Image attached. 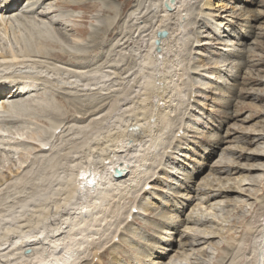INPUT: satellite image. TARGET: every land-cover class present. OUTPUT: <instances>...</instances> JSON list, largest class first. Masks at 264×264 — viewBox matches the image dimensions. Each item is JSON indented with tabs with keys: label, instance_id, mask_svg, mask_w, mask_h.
<instances>
[{
	"label": "rangeland",
	"instance_id": "374dc122",
	"mask_svg": "<svg viewBox=\"0 0 264 264\" xmlns=\"http://www.w3.org/2000/svg\"><path fill=\"white\" fill-rule=\"evenodd\" d=\"M59 1L60 0H53L54 3L59 2ZM67 1L68 2H76L78 4H85V7L72 9V7L71 8H63L59 5H56L54 7V8H56V11H55L56 14L53 13V14H50V16H51L52 20L53 19L58 20L60 24L54 25L51 23V21H52L51 19H44V18H40V17L38 18L37 16H34V18H31L32 19L31 23H33L34 28H35V25L36 26L39 25L38 27H39V29L42 28L41 31L43 34H47V32H50L51 39L53 38L54 41H57V44H58L57 48L53 47L54 51L63 52L66 50L65 51V53L67 54L66 60L70 59V61H66L67 64H61L60 62H57L58 64L63 65V67H68L69 69H78L79 67H77V65H76L78 61H86V60H89L90 57H92L91 61L89 62L90 63L89 65L91 68L88 66L85 69L90 70V71H92V69H93L94 71H92L93 73L91 72V74L93 75V77L98 78V75L101 73V72H98V69H100L99 67H101V70H103L102 72L105 73V76H103V75L102 76L104 77V79L107 82H105V86L103 88V91H106V92L105 93L102 92L101 94H98V93L92 94L91 92H94L95 90H93V91L89 90L88 91L87 90L88 87H84L83 89H81L80 86H77L78 88L76 87V91L78 93H76V91H73V92H75L77 94L78 98L75 97L74 93H70V97L71 98L73 97L72 99L70 98V101H69L70 104L62 103L61 101L54 98V96H52L54 99L53 101H54L55 105L60 110L59 111L60 112V120L58 121V123L56 121L55 124L56 123L59 124L63 119V121H62L63 124L58 125V126H60V128L59 127L58 128L61 129L60 132H62L64 129H66V127H68V129L65 130V132H67V133L64 132L65 135L62 133L64 139H62L63 138L62 135L58 133V129L53 134V136L50 138L51 142H49V143L53 142L52 144L54 146H49V147H53L52 148L53 152L56 151L54 153L56 155V157H57V155H59V153H60V155H64L65 153H67L69 151L73 152L72 148L74 147V145H75L74 148L76 149V150L74 149V151L77 152V149H79L81 147L80 149L82 152L79 149L78 150L79 154H81V153L83 154V152H84V154L87 155L86 153L88 152L89 149H91V147H90L91 145H93L92 148L93 147H101L102 143H103V145L105 144L104 145L105 147L103 146V149H104L103 151H105V153L107 155H111L113 153V148H112L111 144H109V142L107 143L106 139L103 140L102 138L105 137L106 135H108L109 132H111V131L114 132L116 129V125L123 124V122L125 123L127 119H128L127 121L132 120V116H133V118L135 116H137L138 112L140 111L139 109H141V106H142L140 101H138L136 103L133 100L128 99L129 94H133V93L135 94V91L137 92V89L133 86L136 84L138 86V88H141V86H140L141 82L143 84L148 82L147 83V89L151 90V91L153 89V83H152L153 79L150 77V74L152 72V70H150L152 67V63H149L150 65L147 64V65L143 66V67H145V69L147 71L142 67V64L145 60V54L143 55V52L145 53V50L148 47L147 46L148 45L147 40L149 38L148 33L150 32L151 27L158 23L160 18L163 17L164 14H166L165 9H167L169 17L171 16L170 17L171 20H169L170 22L168 21L169 23H168V25H166V26H168V29L170 27L171 31L174 30L173 34L176 33L178 35L179 33H182V34L184 33L181 36L180 41H179V39L177 41L179 46H180V49L178 50L179 51L178 56H174L172 58V62L169 63L170 65H168L166 68H163V69L167 70V71H165V74L166 75L168 74L167 75L168 79L166 77L165 78L167 79V81H170L169 82L170 87L175 88L177 90V91L176 90L173 91L171 88V90H172L171 92H173L171 94V101L172 102H171V104H169L170 107L169 106L167 107V109L171 112L170 115L172 114L171 115L172 120L170 119V121H169L171 125H170V128L167 129L168 131L166 130L167 133H165V135L162 136L163 140H162V138L159 140L160 142H162L161 145H160V142L158 141L159 144L156 146L157 149L155 150V152L153 154H150V156L147 159L146 163L148 165L151 164V166H148L149 170H146L145 172L144 171L141 172V170H143V168L142 167L140 168L137 180L139 182H141V183L143 182V183L142 184L138 183L139 184L138 186L136 184H135V186L133 185V188L131 190H129L131 193L128 191L123 192L124 196L122 194V197L124 199H127V200H125V202H124V200L120 201V204L122 203V201H123V203L121 204L117 215H115V217H114V218H117L118 220H121V221H119L120 223L118 224V226H120V227L116 226L117 225L116 224L115 226H112L107 232H104V235H103V233H100L101 234V237H100L99 232H100V227H102V226H89L90 230L87 229L88 232H85V233L82 232L81 235H76V237L78 239L77 238H76L77 240L74 239L75 241H72L71 244L64 247V251H63V253L67 252L69 254L70 250L73 249L71 247H75L74 248L75 250L78 249L80 252H83L80 255H78L79 258H77V255H75L76 256L75 259L72 258L73 259L72 262L75 264H98V261L95 258L92 259L91 254H89L90 249L89 248L87 249V246L85 247L86 243H84V244L80 243L82 240H83L82 242H84L85 240L91 241L92 238H93V240H94V238H97L98 241L97 240L96 241L94 240V241L96 244H98L100 242L98 244L99 246L96 245L98 248V252L104 255L103 256V263H101V264H124V263H126V264H138L137 261L138 262H142V261H140L139 259H137V261H135L134 260L135 257L132 256V254H134V253L122 252V249L119 246L120 242H118L120 240L117 241V238H118L117 235L119 236L120 231L125 226H129L128 223H131V226L126 228L127 231L125 232V235L123 236V238L120 237V239L123 240L121 245H126L128 248L130 245H132V244H129L128 241H130L129 239L133 238L134 242H132V243L136 247V248H134V252L137 254H139L141 251L146 253V250L148 249L149 243L151 242L152 235H154L156 230L159 228V227H157L158 226L157 222H158V220H160V218L163 219V217H160V216L162 214L170 212V210L172 209V206H174L173 205L174 202H176L174 200L175 197L176 198L180 197L178 194H186L187 193L191 196H194V198H195V196H197V194H198L196 189L201 184L203 179L205 177H207V175L210 172H213V174H216V176L221 175L222 178L227 176L225 173L224 174H217V172H216L217 170L214 167V165L219 161V159H221V157L223 159L227 158L233 162L236 161L240 165L248 164V163H257L259 161L264 162V157H261L259 159V161H257V160L247 161L246 160V156L248 155V153L250 151H252L255 148L256 141H257V140L255 141V139L253 138L254 135H252V134L249 135V132H251L252 130H254L255 132H258V130H260L262 128V126H264V113L261 112V111H264V97L262 96L261 98L260 97L257 98L254 95V93H264V63H262V64L257 63L258 58L262 57V59H264V0H245L246 2H244V0H206L207 2L212 4L211 8H209V9L207 7H200V4L203 1L201 2L200 0H188V3H187L188 5L186 4V8H185L186 10H188V12H185L186 10L182 11L184 9L183 8L184 3H182L184 0H172L173 2H176L175 4H173L172 1L165 0V3L163 5L164 7L161 6L162 0H67ZM166 3H168L170 5L169 8L166 7ZM93 4L95 5L94 8H90V7L86 8L87 7L86 5L91 6ZM23 5H24V3L22 4V6ZM187 7H189V8H187ZM133 8L136 10L139 9L138 11L140 12V13L138 12L139 17L137 20V24H139V23L140 24L138 26L139 28L136 27L137 30L134 29L135 28L134 26L131 29V26L129 24L130 23V21H129L130 13L129 12H131V10H133ZM178 12H180L178 24H177V25H179V27L177 25H175V22H174L178 16V14H177ZM201 12L209 13L210 15L208 17L205 15H202ZM244 12L251 14L253 17V20H251L250 23H248L251 26L246 27V30L249 31V33H250L248 39H246V44H247L248 48L246 49L247 54L245 55V58H246L245 60H246V62H248V64L246 63V65L242 67L241 71H239V76H238L237 82H235V84L233 86V82L231 79L232 76L228 77L230 75V73H232V74L235 73L234 68L232 70H229V69H230V66L234 62H237V60L235 59L236 58L235 54L237 53L236 52L237 46L236 45L233 46V44H235V42L237 40L241 41L240 40L241 38L237 32L235 34H233L234 33L233 30L230 33V34H232L231 36H230V34L228 35L227 32H229L228 29H231V25H234V29L238 28V29L242 30V28L244 27L243 25H245V18H242L243 16H241L240 13H244ZM143 13H144V15H143ZM176 14H177V16H176ZM189 15H190V17H188ZM234 15L237 16L238 21L235 20V18H233ZM82 16H86L84 21H82V18H81ZM58 18H60V20ZM189 18H190V20H189ZM40 19H43V20L41 21ZM66 21H68V22H66ZM22 23L23 22L17 23L19 26L16 23H15V25L10 26L9 27L10 31L8 29L9 35L8 34L4 35L2 32L3 28L0 26V28H1L0 29V34H1V39H0V47L1 48L0 49H3L6 46H7L6 48L10 47L9 49H13L15 46H17L18 49L20 48V46H21L20 43H18L16 41L17 38L15 39L13 35L18 34V31H20V33H21V29H19V28L24 27L23 25H21ZM73 23L76 24V26H78V27L85 28L86 33L81 35L80 33H77L75 30H73L71 27H67L68 24L73 25ZM25 24L28 25L30 23L25 22ZM175 26H177V27H175ZM31 27H33V26H31ZM140 27H142V28H140ZM34 28H31V29L34 30ZM43 28H45V29H43ZM172 28H173V30H172ZM106 29H107V31H105ZM138 29L139 30L141 29V30L139 31ZM225 30H227L226 33H223V31H225ZM120 33H121L120 36H122L123 34L125 36H127L129 33H134L133 36L135 38L133 37L134 39L130 38L129 39L130 41L128 40V44H129L128 46L129 47H127V48L121 47L119 44H117V39L120 38L117 35H119ZM136 33L138 35H135ZM180 35H179V37H180ZM226 35H228V36H226ZM102 36H103V38L101 39L103 41L102 42V49L98 50L99 51L98 52L97 50H95V48H93V46H94L93 42H95L94 40L100 39ZM10 37L13 38L16 42L10 40ZM116 37H117V39H116ZM193 40L199 41V42L194 43ZM76 41H78V42H76ZM34 45L35 44L33 42H31L30 46H33V51L35 50ZM130 47H132V50L130 49ZM80 49H81V51H80ZM227 50H231V52H229ZM234 52H236V53H234ZM70 53H75L76 55H79V56H82L84 53H87V54L89 53L90 55L88 54V56H89L88 59L82 58V57L76 59ZM228 53L230 55L229 58L233 55L232 56L233 60L226 57V55ZM139 54H141V55H139ZM143 56H144V58H143ZM139 59H141V60H139ZM247 60H249V61H247ZM111 61H112V63H111ZM71 62H72V64H69ZM108 62H109V64H108ZM227 62L228 63L232 62V63L229 66H227L226 65ZM172 63L176 64V65H173ZM192 64L199 65V67H200L199 70L195 71L193 69H190ZM224 64L227 66V69L229 70V72L227 69L222 70V69H225V67H226V66L223 67ZM92 66H93V68H92ZM218 67L220 68L221 71L218 70ZM79 69L84 70V68H79ZM122 69L125 71L121 72ZM113 70H115V72H121L122 75H124V76L126 75V76L124 77V79H121L119 76H117L116 73H115L116 76H114V75H112ZM129 71H130V73H129ZM131 71L135 74H133ZM222 71H224L225 73H222ZM125 72H126V74H125ZM136 72H139L140 75ZM171 72H172V74H171ZM97 73H99V74H97ZM109 73H111V74L109 75ZM226 73L228 75H226ZM141 74H143V77ZM107 75H109L111 77L108 78ZM134 75L136 78L134 77ZM138 76L140 77V79ZM180 76H181V78H180ZM249 76L253 77V78H259L260 82L249 84L250 83L249 82V80H250ZM116 78H118V79H116ZM133 78H134V80H133ZM171 78H172L173 82L171 81ZM115 79H116L117 83L115 82ZM143 80L144 81L146 80V82H143ZM154 82H155V80H154ZM149 83H150V85H149ZM176 83H178V84H176ZM151 85H152V88H150ZM130 87L133 88L132 91L130 90ZM226 87H228V88H226ZM106 89L108 91L112 90V92L110 93L111 95L108 94L109 92ZM128 90H130V91H128ZM139 90H140L139 93H141L142 90L141 89H139ZM231 90H233V91H231ZM123 91H125L126 93ZM80 92H83V93L80 94ZM85 92H88L89 96H87L88 94L86 95ZM177 93L180 94V96H182V98H180ZM79 94L82 96L80 97ZM96 94H98V95H96ZM40 95H41V92H40V94L36 93L34 95L27 94L25 96V101L28 103H32V102H37V100H38L41 102L42 99L44 100V98L47 97L46 95H44L45 97L40 96ZM85 95L87 96V98ZM93 95H95L94 96L95 98H96V96L98 98L95 99L93 97ZM99 95H101V96L99 97ZM133 95H131V96H133ZM189 95H191V96H189ZM36 96H38V97H36ZM175 96H177V98ZM26 97H28V98L26 99ZM39 97H40V100H39ZM123 97H126L127 100H126V98L124 99ZM225 97H227V98H225ZM79 98L81 99V102H84V103L79 104V102H80ZM83 99L85 101H83ZM94 99L96 101H94ZM12 100H14V99L11 98V101H9V103L12 102ZM124 100H126V101H124ZM86 101H88V102H86ZM89 102L92 105H90ZM98 102H99V105H98ZM102 103H104V104H102ZM175 103H176V105H175ZM87 104H89V105H87ZM248 104H250V105H248ZM100 107H102L103 109H101ZM128 107H130V108H128ZM133 107H135V109ZM136 107H138V108L140 107V108L138 109ZM174 107H176V108H174ZM82 108H84V109H82ZM85 108H87V109H85ZM169 108H171V109H169ZM172 108H174V110ZM94 109H97V110L95 111ZM31 110L32 111H27V113H28V115H26L27 119L25 118L22 122H18L19 124L21 123V125H22V126L20 125V128H17L16 125H9L8 126L10 128V130L13 127L15 129L14 130L12 129L10 131L11 135H9L8 138L4 137V141H2V142H4V143L7 142V144H1L2 142L0 141V174H5V172L7 173V170L9 168H11L12 170H14V169L16 170L17 167L21 163L20 157L18 156V154H16V152L14 150H12L10 152H8L9 150L8 151L5 150V152H4V151H1L2 147L5 146L6 149H9L10 147H13V146L15 147L16 144L12 140H16V136L22 134V132H23V134H22L23 136H28L32 132V133L37 134L38 136H40V134H41V136L44 137V136L49 135V133L48 134L46 133L47 131L50 132V130L51 131L53 130L52 127H51L52 129L49 128V125L51 123H49V125H47V124L45 125V124H39L36 121H33L34 123L31 122V120H33V117L40 115L37 110H36L37 111L36 113H35V109H34V111H33V109H31ZM98 110H101V111H98ZM129 110H132L133 112L132 111L129 112ZM85 112L87 114L84 115ZM92 112H93V114H90ZM95 113H97V114L94 115ZM131 113L132 114L134 113L135 116L130 115ZM82 114L84 115V117H82L83 116ZM97 115L100 117H98ZM129 115H130V118H129ZM20 117H22V116H20ZM103 117H105V118H103ZM112 117H113V119H112ZM119 117L122 119L124 118V120L120 119ZM126 117H128V118H126ZM41 118H43V117L41 116ZM46 118L45 119L48 120V117H46ZM85 118H86V120H85ZM247 118H248V120H247ZM96 119H98L99 121L101 120L100 123ZM71 120H72V122H71ZM79 120L82 123H79ZM92 120H95V122ZM117 120L120 123H118ZM27 121H29V122H27ZM73 121H75V122H73ZM77 121H78V123H77ZM96 122L98 123V125ZM116 122H117V124H116ZM67 123H68V125H67ZM9 124H11V123H9ZM19 124H17V125H19ZM69 124L74 125L77 130L75 131L74 126L71 127ZM79 124H80V126H79ZM87 124L91 128H89L88 126H87L88 127L87 128L86 127ZM26 126H28V127L26 128ZM37 126H38V128H36ZM80 127H82V128H80ZM83 128L85 131L82 130ZM17 129H19V130H17ZM71 129H72V131H71ZM80 129H81V133H83V134H81L79 132ZM91 129H93V130L91 131ZM96 129H97V131H96ZM90 131L91 132L94 131V133H90ZM74 132H79V133H74ZM71 133L72 134L74 133L73 136L71 135ZM76 134L78 136H75ZM96 134H98V136ZM67 135H68V137H67ZM82 136H83V138H82ZM99 136H101V137H99ZM20 137H21V135H20ZM65 137H66V139H65ZM69 137H72L73 139L69 138ZM74 137H75V139L76 138L77 139L75 140ZM88 137H90V140L88 139ZM92 137L94 138V141L91 142ZM60 138H61V141H60ZM95 138H97V141L95 140ZM82 139L86 140L85 141L86 147L87 146H89V147H87V148L85 147V144L83 142L84 140H82ZM100 139H101V141H100ZM219 139L220 140L222 139V141L219 142ZM24 140L26 142H28L29 138H25ZM24 140H22V141H24ZM52 140H55V141H52ZM74 140H75V142H74ZM71 141H73V142H71ZM248 141H253V142H251L249 144ZM57 142H58V144H57ZM10 143H12V144L10 145ZM76 143H83L84 147L81 144H79V146H78ZM87 143H91V144L87 145ZM20 144L23 145L24 142H22ZM52 144H50V145H52ZM99 144H101V145H99ZM17 145H19V143H17ZM8 146H9V148H7ZM76 146L79 148H76ZM106 146H108V147H106ZM236 146L240 147V148L238 147L237 150H239V151H236L237 153L235 151L226 149L228 147L233 148ZM19 147L21 148L22 146H19ZM19 147H18V149H19ZM23 147L24 148H22V149L26 150L27 147L26 148H25V146H23ZM83 149H84V151H83ZM85 149H87V150H85ZM242 149H244L245 151ZM27 150H30V151L32 150V152H33L32 147L30 149L27 148ZM62 150H63V152H62ZM65 150H67V152ZM240 150L244 151L241 155L242 157L241 156L238 157L240 154ZM34 151H35V149H34ZM36 152H37V150H36ZM46 153H49V152H46ZM46 153L43 152V153H41V155L42 154L44 155ZM232 153L233 154L235 153V154L233 155ZM39 156H38V158H39ZM33 157L34 156L31 155V158H33ZM38 158L35 157V159H38ZM148 160H149V162H148ZM62 161H63V159H62ZM30 164H31L30 161L28 163H25V165H30ZM40 164H41V162L39 163V165ZM153 164H155V165H153ZM37 165L38 164L33 165L32 169H31V173L29 174L30 179L34 178L36 176V174L38 173L40 168ZM152 165H153V167H152ZM214 170H216V171H214ZM233 171H235V170H233ZM81 172L79 171L80 174H81ZM142 173H144V174H142ZM188 175H190V178H188ZM234 175H236V173ZM263 177H264V174H263ZM57 181L59 183H62V181L60 179H57ZM186 182L188 183L189 186H191V189H194V190H191L190 192L188 191V189L185 190L184 187H185ZM44 183L46 184V181H44ZM146 183H147V185H146ZM19 185L20 184H18V186ZM21 186H19V187H21ZM51 186H53V185H51ZM262 186H264V178H262V183H260L259 186H257V183H255L253 186L247 185L245 187L249 188L250 192H254V191H252L254 188H255V190L257 189L258 192H255V194H253V196H257V195L264 196V194H263L264 188ZM24 188L25 189L22 192L13 193V191H9L10 194H6V195L0 194V226L1 227L2 226H18V225L26 224V222H28L32 226H39L40 225L39 223H36V221L38 219V211H39V208L43 207L45 204L46 205L48 204L47 201H49L50 198L47 196L49 195L50 192L47 191L49 193H43V196H41L42 194L40 193V197H41L40 198L39 196L32 193V191H31L32 186H31L30 182H27L24 185ZM12 189H14V188H12ZM132 190H133V193H132ZM45 194L46 195L48 194V195L46 196ZM203 194L206 196V193L203 192ZM261 194H263V195H261ZM46 198H49V199H46ZM220 198L221 197L217 198L216 200H222V201L225 200V198H221V199ZM45 199H46V203H44ZM243 199H245V197ZM214 200L215 199H213V201H210V202L208 201V202H206V204L212 203V202H214ZM41 201L42 202L44 201V202L42 203ZM196 202H197V200L194 199L192 204H194ZM248 202L249 203L251 202L252 204L251 205L248 204L245 207L241 205L240 207H236V208L231 207V205L224 207V204H223L219 207V210H217V212H215L217 214V217H218L216 219L219 221L221 220V218H224L225 215L229 214L228 220L232 221V219H234L235 222L237 221L236 224L240 223V224L245 225V226L248 225V227L251 225V227H252L251 236L249 235L250 237L248 236V237L241 238L239 240V245H238L237 249L234 251V254L239 253L238 255H236V257H237V259H239L240 257L242 258V264H250L249 258H251V257H248V256H251V254L253 253V252H251L252 249L254 247H256V245L259 242L262 243V240L264 239V237H262V235H261L262 232L264 231V216H263L264 215V208H263L264 203H262L263 205L257 204L251 198L248 199L247 203ZM132 207L138 208L137 212H134V214H135L134 221H129V222L127 220L123 221V218L126 217L125 214L128 211V209L130 210L128 216L130 215ZM175 208L176 207H174V210H175ZM189 209H190V207H188V209L186 211L184 209L185 212H182L181 213L182 215H180L179 218L185 220L186 214L190 211ZM165 215L168 216V215H170V213L165 214ZM244 222H245V224H243ZM179 224H181V223H179ZM203 224L200 226L201 227L200 229L205 228V226H209V225L212 227L216 226L213 223H209V220H208V223L206 221V223L204 222ZM185 226H186V222L183 221V223L180 226H178V229L176 228L178 230V233H176L177 231L171 232L172 233L170 236L171 240L169 242H172L174 250L178 249L179 239H181L180 235H181V232H183ZM193 227H197V225H195ZM96 228L99 230H97ZM94 229H95V232L98 231L97 235L95 233H92V232H94V231H92ZM90 231H91V233H90ZM113 233H115V234H113ZM84 234L85 235L89 234L91 237L89 235H86L88 237V239H87ZM156 234H155V237H156ZM93 236H95V237H93ZM114 236H115V238L112 239ZM82 237L85 239H83ZM81 238H82V240H81ZM79 239L81 241H79ZM183 240L186 241L185 239H183ZM183 240H181V242H184ZM135 241H137V242L135 243ZM263 245H264V243H263ZM88 247H92L91 244ZM187 248H189V247H187ZM241 251H244V252H241ZM245 252H247V253H245ZM171 253H173V251ZM263 253H264V250H263ZM61 254H59L57 256L56 260L61 256ZM240 254L242 256H239ZM113 258H115V260H116L115 263H113ZM243 258L245 259L244 262H243ZM121 260H122V262H121ZM156 260H157V258H156ZM167 260L168 259H165V261H167ZM4 261H6V262L9 261V262H7L9 264L13 262V260L11 261L10 259L4 260ZM142 263H145V262H142Z\"/></svg>",
	"mask_w": 264,
	"mask_h": 264
},
{
	"label": "bare ground",
	"instance_id": "6f19581e",
	"mask_svg": "<svg viewBox=\"0 0 264 264\" xmlns=\"http://www.w3.org/2000/svg\"><path fill=\"white\" fill-rule=\"evenodd\" d=\"M169 1H172V0H169ZM200 1L201 2L203 1V2L201 3ZM200 1H199L201 3L200 7H207L208 9L211 8L212 4H210L206 0H200ZM244 2H246V1L244 0ZM23 3H24V5L22 6ZM164 3H165V0H162V2H161L162 5L161 4L160 5L163 6ZM175 3L176 2H173V4H175ZM182 3H184L183 4L184 9L182 10V11H184V10H186L185 8H186V4L188 3V0H184ZM56 5H59L63 8H71L72 7V9L85 7V4H78L76 2H68L67 0H64V1L60 0L59 2H56V3H54L53 0H0V26L3 28V31H2L3 34L4 35L8 34V29L10 31L9 27L13 26V25H15V23L17 24L19 22H23L21 25L24 26L23 28L20 27L19 29H21V30L22 29H25V30L28 29L29 30V35L27 38H25V37L19 38V35L21 34L20 31H18V34H16L17 36L13 35L15 39L17 38L16 41L19 42L21 45V47L19 48L20 52L18 54H16V52L13 50L9 51L8 48H6L7 46L4 47L3 49H0V73H2V74H0V141L1 142L4 141V137L8 138L9 135H11L10 131L12 129L13 130L15 129L14 127L13 128L11 127L12 129L10 130V128L8 127L9 125H16L17 128H20L21 123L19 124L18 122H22L27 117L26 115H28L27 111H32L31 109H33V111L35 109V113L38 111L40 114L39 116L33 117V120H31L32 118L30 117L31 122L36 121L39 124H45V125L46 124L49 125V123H51L50 124L51 126L49 125V128L50 129L53 128L52 131L51 130H50V132L47 131L46 133L47 134L49 133V135L44 136V137L41 136V134H40V136H38L37 134L32 133V132L31 133L29 132L30 135H28V136H23L22 135L23 132L21 131L22 132V134H20L21 137H20V135H17L16 140H12L13 142H15L16 145H17V143H19V145H17V146L15 145V147L14 146L10 147L11 149L9 148V146L7 147L9 149H6L4 146L1 149V151H4V152H5V150L6 151L9 150L8 152L14 150L16 152V154H18V156L20 157L21 163L17 167L16 170L15 169L12 170L11 168H9L7 170V173L5 172V174H0V194L1 195L10 194L9 191H13V193L22 192L25 189L24 185L27 182H30L31 186H32L31 191L33 194L40 197V193L42 194L41 196H43V193H49L50 192L49 195L47 194L48 196L45 194L50 199L46 198V199H49V201H47L48 204L47 205L45 204L43 207H41L43 205L42 204L40 206L41 208H39V211H38V219L39 220L37 219V221H36V223L40 224L39 226H32L28 222H26V224H22V225H18V226H2V227L0 226V264H9V263H7L9 261H7V262L4 261V260H8V259H10L11 261L13 260V262L10 264H75L72 262L73 259H75V257H76L75 255H77V258H79L78 255H80L83 252H80L78 249L75 250L74 249L75 247H71L73 249L70 250L69 254L67 252L63 253L64 247L71 244L72 241H75L74 239L77 238L76 235H81L82 232H84V233L88 232V230H90L89 226H102V227H100L99 234L103 233V235H104V232H107L112 226H115L116 224H117L116 226H118V224L120 223L119 221H121V220H118L117 218H114V217H115V215H117L118 210H119L121 204L123 203V201H122V203L120 204V201L124 200V202H125V200H127V199H124L122 197V194L124 196L123 192H125V191L130 192L129 190H131L133 188V185L135 186V184H136L138 186L139 185L138 183H141L137 180L140 168L141 167L143 168V170H141V172L142 171L145 172L146 170H149L148 166H151V164L148 165L146 163L147 159L150 156V154H153L155 152V150L157 149L156 146L160 142L159 140L162 138L163 135H165V133H167L166 130L169 129L170 125H171L169 121L171 119L172 114L170 115L171 112L167 109V107L172 102L171 101V94L173 92H171V91L172 90L175 91L176 89L170 87V84H169L170 81H167V79H168L167 75L168 74L167 75L165 74V71H167V70H165L163 68H166L168 65H170L169 63L172 62V58L174 56H178V54H179L178 50L180 49V46H179L177 41H178V39L180 41L181 36L184 33L183 34L179 33L177 35L176 33L173 34V31H174L173 28H172L173 31H171L170 27H169L170 30L168 29V26H166V25H168V23L170 22L169 20H171L170 19L171 16L169 17L167 9L164 8L166 14H164V16L160 18V20L158 21L157 24L154 23L155 25L151 27V30L148 33L149 34V38L147 40L148 41V45H147L148 47L145 50V53L143 52V55L145 54V60L142 64V67L144 65L152 63V67L150 69V70H152V72L150 74V77L153 79L152 80L153 89H152V91L147 89V83L148 82H146V80L145 81L143 80V82H146L145 84H143L141 82V84H142V85L140 84L141 88H138V86L136 84L133 86L137 89V92L134 90L135 94L134 93H133L134 95L129 94L128 99H131L136 103L138 101H140V103L142 105L141 109H139L140 107L139 108L136 107L140 110V111L138 110L139 111L138 115L135 116L134 113L133 114L131 113L130 115L135 116L134 118L132 116V120L127 121L128 120L127 119L125 123L123 122V124L116 125V129L114 132L108 131L109 132L108 135H106L104 133L106 136L102 138L103 140L106 139V142L107 143L109 142V144H111V146L113 148V153L111 155H107L105 153V151H103L104 150L103 146L105 144L103 145V143H102L101 147H93L92 148L93 145H91L90 146L91 149L88 148L89 150L86 153L87 155H85L84 152H83V154L82 153L79 154L78 150L81 147L79 148L76 146V148H79V149H77V152L74 151V149H75L74 148L75 145H74L73 148L71 147L73 149V152H71V151L67 152V150H65L67 153H65L64 155H60V153H59V155H57V157H56V155L54 154L56 151L53 152V149H52L53 147H49V146H54L52 144L53 142L49 143V142H51L50 138L57 131V129H58V133L62 135V133L64 134L65 130H67L68 127H66V129H64L62 132H60L61 129H59L60 126H58V125L63 124V122H62L63 119L61 121L62 123L60 122L59 124H57L58 121L60 120V112H59L60 110L55 105V103L53 101L54 99L52 96H54V98L61 101L62 103L70 104L69 103L70 98H71L70 93H74L75 97H77V94H76V93H78L76 91L77 86H80L81 89H83L84 87H88L87 88L88 91L89 90L90 91L95 90L94 92H91L92 94H94V93L101 94L102 92H104V93L106 92V91H103V88L105 86V82H107L103 77V76H105V73L102 72L103 70H101V67H99L100 69H98V72H101L100 74L97 73V74H99L98 78L93 77V75L91 74V72L94 71L93 69H92V71L85 69L88 66L90 67L89 62L91 61L92 57H90L89 60L78 61L77 64L75 63L77 65V67L84 68V70L79 69V68L78 69H69L68 67H63V65H60L57 63V62H60L61 64H67L66 61H70V59L66 60V58H67V54L65 53L66 50L63 52L54 51L53 47L57 48L58 44H57V41H54L53 38L51 39L50 32H47L48 35L43 34L41 31L42 28L39 29L38 24H37L38 26L35 25V28H34L33 23H31L32 22L31 18H34V16H37L38 18L40 17V18L52 20L50 14H53V13L56 14L55 13L56 8H54ZM86 6H87L86 8H89V7L94 8L95 7L94 4L91 6H89V5H86ZM166 7L169 8L170 5L168 3H166ZM187 8H189V7H187ZM138 10L133 8V10H131V12H129L130 15L128 14L130 23L128 21L127 22L130 24L131 29L134 26L135 27L134 29L137 30L136 27H138L140 24L139 22H138L139 24H137V20L139 17L138 16V12H139ZM185 12H188V10H186ZM177 14H178V16H177ZM177 14H176L177 18L174 21L175 25L178 24L180 12H178ZM201 14L208 16V17L210 15L209 13H203V12H201ZM143 15H144V13H143ZM240 15L243 16L242 18H245V25H243L244 27L242 28V30H240L238 28L234 29V25H231V29H228L229 32H227L229 35L233 30V32H234L233 34H235L237 32L241 38L240 39L241 41L237 40L235 42V44H233V46L234 45L237 46L236 47L237 53L234 52V53H236L235 59L237 60V62H234L230 66V69H229V70H232L234 68L235 73L234 72H233L234 74L230 73V75L228 76V77L232 76L231 79L233 82V86H234L235 82H237V79L239 76V71H241L242 67L245 66L246 63L248 64V62H246V60H245L246 59L245 55L247 54L246 49L248 48L247 44H246V39H248L250 33H249V31L246 30V27L251 26L248 23H250V21L253 20L252 15L248 14L246 12L240 13ZM188 17H190V15ZM81 18H82V21H84L86 16H82ZM233 18H235V20L238 21L236 15H234ZM58 19L60 20V18H58ZM40 20L42 21L43 19H40ZM189 20H190V18H189ZM25 22H28L30 24L27 25V24H25ZM66 22H68V21H66ZM51 23L54 25L60 24L59 21L55 20V19H53L51 21ZM31 26H33V27H31ZM177 26L179 27V25H177ZM177 26H175V27H177ZM67 27H71L73 30H75L77 33H80L81 35L86 33L85 28L78 27L74 23H73V25L68 24ZM30 28L36 29V31L38 32V35H39V36L37 35V37H35L33 40V43L35 44L34 45V47H35L34 51H33V46H31V48H30V45H31L30 44V38L32 36V34L30 32ZM140 28H142V27H140ZM43 29H45V28H43ZM107 29L105 31H107ZM161 30L165 31L166 34L164 37L158 39L157 38V32L161 31ZM226 31L227 30L223 31V33H226ZM133 34L134 33H129L127 36H125L124 34L122 36H120L121 35V33H120L119 35H117L120 38L117 39V37H116L117 44H119L121 47H126V48L129 47L128 46L129 45L128 40L130 38L134 37ZM135 35H138V34L136 33ZM179 35H180V37H179ZM228 35H226V36H228ZM231 35L232 34H230V36ZM102 38H103V36L98 40H94L95 42H93L94 43L93 48H95V50H97V51L102 49V42H103L101 40ZM0 39H1V34H0ZM157 39H158V45H157L158 49H156V44H155V41ZM193 41H194V43L199 42V41H195V40H193ZM76 42H78V41H76ZM130 49L132 50V47H130ZM80 51H81V49H80ZM227 51L231 52V50H227ZM70 54L76 59L81 58V57L88 59V57H89L88 56L89 53L88 54L84 53L82 56L76 55L75 53H70ZM139 55H141V54H139ZM227 55H226V57L229 58V56H230L229 53ZM231 57L229 59L233 60V57L232 58ZM143 58H144V56H143ZM139 60H141V59H139ZM112 61H111V63H112ZM247 61H249V60H247ZM231 63L232 62H230V63L227 62L226 65L229 66ZM257 63H260V64L264 63V59H262V57L258 58ZM69 64H72V62ZM108 64H109V62H108ZM173 65H176V64H173ZM226 65L224 64L223 67ZM227 66L225 67V69H222V70H226ZM14 67H17V69L15 70ZM92 68H93V66H92ZM143 68L145 69V67H143ZM199 68H200L199 65L192 64L190 69H193L196 71V70H199ZM23 70H25L27 74H23ZM218 70H220L219 67H218ZM229 70H228V72H229ZM122 71H125V70L122 69L121 72ZM121 72H115V70H113L112 75L116 76L115 75V73H116L117 76H119L121 79H124V77L126 75L125 76L122 75ZM129 73H130V71H129ZM136 73L139 74V72H136ZM222 73H225V72L222 71ZM110 74L111 73H109V75ZM125 74H126V72H125ZM133 74H135V73H133ZM171 74H172V72H171ZM109 75H107L108 78L111 77ZM141 75L143 77V74H141ZM226 75H228V74L226 73ZM134 77H135V75H134ZM118 78H116V79H118ZM180 78H181V76H180ZM116 79H115V82H116ZM139 79H140V77H139ZM249 79H250L249 80L250 83L248 82L249 84L260 82L259 78H253V77L249 76ZM133 80H134V78H133ZM154 80H155V82H154ZM171 81H172V78H171ZM176 84H178V83H176ZM149 85H150V83H149ZM150 88H152V85ZM171 88H172V90H171ZM226 88H228V87H226ZM132 89L133 88L130 87L131 91H132ZM139 89L142 90L141 93H139L140 92ZM130 90H128V91H130ZM73 91H76V93ZM231 91H233V90H231ZM40 92H41L40 96H44V95L47 96L46 98H44L45 97L44 96L43 97L44 100L42 99L41 102L37 100L38 98L36 99L37 102L28 103L25 101V96L27 94L34 95L36 93L40 94ZM108 92H109L108 94H110L112 92V90H109ZM123 92H125V91H123ZM81 93H83V92H80V94ZM85 93H86V95L88 94V92H85ZM98 94H96V95H98ZM131 95H133V96H131ZM254 95L257 98H259V97L261 98L262 96L264 97V93H254ZM81 96L82 95H80V97ZM87 96H89V94ZM87 96H86V98H87ZM94 96L95 95H93V97ZM100 96L101 95H99V97ZM178 96L180 98H182V96H180V94H178ZM189 96H191V95H189ZM36 97H38V96H36ZM175 97L177 98V96H175ZM11 98L14 100H12V102H10L11 103L10 104L9 101H11ZM27 98L28 97H26V99ZM97 98L98 97L96 96L95 99H97ZM123 98L125 99L126 97H123ZM225 98H227V97H225ZM95 99H94V101H96ZM39 100H40V97H39ZM79 100H80V102L78 101L79 104L84 103V102H81L80 98H79ZM126 100H127V98H126ZM126 100H124V101H126ZM83 101H85V100L83 99ZM88 101H86V102H88ZM89 104H90V102H89ZM89 104H87V105H89ZM102 104H104V103H102ZM90 105H92V104H90ZM98 105H99V102H98ZM175 105H176V103H175ZM248 105H250V104H248ZM100 108L103 109L102 107H100ZM128 108H130V107H128ZM133 108L135 109V107H133ZM174 108H176V107H174ZM174 108H172V109L174 110ZM82 109H84V108H82ZM85 109H87V108H85ZM97 109H94V110L96 111ZM169 109H171V108H169ZM98 111H101V110H98ZM130 111H132V110H129V112ZM93 112L90 114H93ZM261 112L264 113V111H261ZM85 114H87V113L85 112L84 115ZM96 114L97 113H95L94 115H96ZM84 115L82 117H84ZM130 115H129V118H130ZM20 116H22L23 118ZM41 116L43 118H41ZM46 117H48V120H46L47 119ZM98 117H100V116H98ZM103 118H105V117H103ZM126 118H128V117H126ZM248 118H247V120H248ZM112 119H113V117H112ZM120 119H122V118H120ZM85 120H86V118H85ZM96 120H98V119H96ZM122 120H124V118ZM56 121H57V123L55 124ZM92 121L95 122V120H92ZM100 121H99V123H100ZM119 121H118V123H120ZM27 122H29V121H27ZM71 122H72V120H71ZM73 122H75V121H73ZM9 123H11V124H9ZM77 123H78V121H77ZM79 123H82V122H80V120H79ZM17 124H19V125H17ZM116 124H117V122H116ZM67 125H68V123H67ZM97 125H98V123H97ZM70 126L73 127L74 125H70ZM79 126H80V124H79ZM87 126L89 127L88 124L86 125V127ZM27 127L28 126H26V128ZM36 128H38V126ZM74 128H75V126H74ZM80 128H82V127H80ZM89 128H91V127H89ZM17 130H19V129H17ZM76 130L77 129L75 128V131ZM82 130H84V128ZM92 130L93 129H91V131ZM71 131H72V129H71ZM91 131H90V133H94V131L93 132H91ZM96 131H97V129H96ZM79 132L81 133V129ZM79 132H74V133H79ZM65 133H67V132H65ZM73 134L71 133L72 136H73ZM81 134H83V133H81ZM250 134L254 135L253 138L255 139V141L256 140L257 141H256L255 148L252 151H250L248 153V155L246 156V160L247 161H255V160L259 161V159L261 157H264V126H262V128L260 130H258V132H255L254 130H252L251 132H249V135ZM96 135L98 136V134H96ZM75 136H78V135L76 134ZM62 137H63V135H62ZM67 137H68V135H67ZM99 137H101V136H99ZM25 138H29V141L26 142L24 140ZM61 138H60V141H61ZM69 138H72V137H69ZM82 138H83V136H82ZM62 139H64V137ZM65 139H66V137H65ZM74 139H75V137H74ZM84 139H82V140H84ZM88 139L90 140V137H88ZM22 140H24V141H22ZM75 140H74V142H75ZM95 140L97 141V138H95ZM162 140H163V138H162ZM52 141H55V140H52ZM85 141L86 140H84L83 142H84L85 147H86ZM92 141H94L93 137H92L91 142ZM100 141H101V139H100ZM220 141H222V139L221 140L219 139V142ZM253 141H248V142L250 144ZM22 142H24L23 145L20 144ZM71 142H73V141H71ZM161 143L162 142H160V145H161ZM1 144H7V142L6 143L2 142ZM11 144L12 143H10V145ZM50 144H52V145H50ZM57 144H58V142H57ZM76 144L78 146H79V144L83 145V143H76ZM88 144H91V143H87V145ZM99 145H101V144H99ZM19 146H22V147L20 148ZM23 146H25V148L27 147L28 149H30L32 147L33 152H32V150L31 151L27 150V148H26V150L22 149V148H24ZM18 147H19V149H18ZM83 147H84V145H83ZM87 147H89V146H87ZM106 147H108V146H106ZM236 147H233V148L228 147L226 149H229V150H232L235 152L239 151V150H237L239 146H236ZM34 149H35V151H34ZM36 150H37V152H36ZM85 150H87V149H85ZM242 150H244V149H242ZM242 150H240V154L238 157H240L242 155V153L245 151V150L244 151H242ZM80 151H81V149H80ZM83 151H84V149H83ZM43 152H45V153L49 152V153L41 155V153H43ZM62 152H63V150H62ZM31 155H33L34 157L31 158ZM38 156H39V158H38ZM35 157H37L38 159H35ZM62 159H63V161H62ZM149 160H148V162H149ZM29 161L31 164L25 165V163H28ZM40 162H41V164L39 165ZM35 164H38L37 166H39L40 169H39L38 173L36 174V176L34 178L30 179L29 174L31 173V169H32L33 165H35ZM153 165H155V164H153ZM153 165H152V167H153ZM214 167L217 170V171L214 170L217 172V174H224L225 173L227 176L222 178L221 175L216 176V174H213V172H210L207 175V177H205L203 179L201 184L196 189L198 194H197V196H195V198H194V196H191L187 193L186 194H178L177 193L180 197L179 198L175 197L174 200L176 202H174V204H173L174 206H172V209L170 208L171 209L169 212L170 215L166 216L165 214H169V213H165V214H162L160 216V217H163V219H161V218H160V220L157 219L158 220V222H157L158 226L157 227H159V228L155 232V234L157 233L156 237H155V234L152 235L151 242L149 243V246H148V249L146 250V253L143 251H141L139 254L134 252V248H136V247L132 243V242H134L133 238L129 239L130 241H128V243L132 244V245H130L128 248L126 245H121L123 240H121L120 237L123 238V236L125 235V232L127 231L126 228L131 226V223H128V222L134 221L135 214L132 212V209L135 208L136 212H137L138 208L132 207L131 213L129 216H128V214H129L130 210L128 209V211L125 214L126 217L123 218V221L127 220L128 221L127 223L129 224V226H125L120 231L119 236L117 235V237H118L117 241L120 240L118 242H120L119 246L121 247L122 252L134 253V254H132V256L135 257L134 258L135 261H137V259H139L140 261L145 262V263H142V262L137 261L138 264H242V258L240 257L241 259L240 258L237 259V257H236V255H238L239 253L234 254V251L237 249V247L239 245V240L241 238L248 237L249 235L251 236V234H252L251 233L252 232L251 225L248 227V225L245 226V225L240 224L239 222H238L239 224H236L237 221L235 222L234 219H232V221L228 220L229 214L225 215L224 218H221V220L219 221L216 219L218 217H217V214L215 212H217V210H219V207L223 204H224V207L231 205V207H235V208L240 207L241 205L244 207L247 206L248 204L251 205L252 204L251 202L247 203L248 199H250V198L253 199V201L257 204L264 203V196H260V195L253 196V194H255V192H258L257 189L256 190H255V188L253 190L251 189L254 192H250L249 191L250 189L245 187L247 185L253 186L255 183H257V186H259V184L262 183V178H264L263 177L264 162L259 161L257 163H248V164L240 165L236 161L233 162L227 158L223 159L221 157V159H219V161L214 165ZM233 170H235V171H233ZM79 171L80 172L82 171L81 174L79 173ZM235 173H236V175H234ZM142 174H144V173H142ZM188 178H190V175H188ZM57 179H60L62 181V183H59L57 181ZM44 181H46V184L44 183ZM18 184H20L19 186H21V185L22 186L19 187ZM50 184L53 186H51ZM90 184H93L92 186L96 185L98 188L96 186H95L96 188L95 187L92 188V186L91 187L89 186ZM146 185H147V183H146ZM262 187L264 188V186H262ZM12 188H14V189H12ZM184 188H185V190L188 189L189 192L191 190H194V189H191V186H189L187 182L185 183ZM47 191H49V192H47ZM203 192L206 193V196L203 194ZM132 193H133V190H132ZM263 194H261V195H263ZM219 197L225 198V200L224 201L216 200ZM244 197H245V199H243ZM46 199H45V202L43 201L44 203H46ZM194 199H196L197 202L192 204ZM213 199H215L214 202L206 204V202L213 201ZM174 207H176L175 210H174ZM188 207H190V209H189L190 211L187 214L185 213L186 214L185 220L180 219L179 217H180V215H182L181 213L185 212L188 209ZM184 209H185V211H184ZM208 220H209V223H213L216 226L212 227L209 225V226H205V228L200 229L201 228L200 226L204 222L206 223V221L208 223ZM183 221L186 222V226L184 227L183 232H181V235H180L181 239H179L178 249L174 250L172 242H169L171 240L170 239V236L172 234L171 232L177 231L176 233H178V230H177L178 226H180L183 223ZM179 223H181V224H179ZM243 224H245V222ZM195 225H197V227H193ZM118 227H120V226H118ZM97 230H99V229H97ZM92 231H94L92 233H95L97 235L98 231L95 232V229ZM90 233H91V231H90ZM115 233H113V234H115ZM89 234H86V235H89ZM261 235H262V237H264V231L262 232ZM115 236L112 239H114ZM93 237H95V236H93ZM100 237H101V234H100ZM82 238H81V240H82ZM86 238L88 239L87 236H86ZM83 239H85V238H83ZM183 239H185L186 241H184ZM81 240L79 239V241H81ZM94 240L98 241L97 238H94ZM94 240H93V238L91 241L85 240L84 242H82L83 241L82 240L80 243H82V244L86 243L85 247L87 246V249L88 248L90 249L89 254H91L92 259L95 258L98 261V264H101V263H103V256L104 255L98 252V248L96 246L100 242L98 244H96ZM181 240H183L184 242H181ZM136 242L137 241H135V243ZM89 243L91 244L92 247H88L90 245ZM263 243H264V239L262 240V243L259 242L256 245V247H254L252 249L251 252H253V253L251 254V256H248V257H251V258H249L250 264H264V258H263L264 257V253H263L264 245H263ZM187 247H189V248H187ZM172 251H173V253H171ZM241 252H244V251H241ZM245 253H247V252H245ZM59 254H61V256L56 260V258ZM239 256H242V255L240 254ZM156 258H157V260H156ZM165 259H168V260L165 261ZM244 260L245 259L243 258V262H244ZM115 262H116V260H115V258H113V263H115ZM121 262H122V260H121ZM124 264H126V263H124Z\"/></svg>",
	"mask_w": 264,
	"mask_h": 264
},
{
	"label": "water",
	"instance_id": "95a60500",
	"mask_svg": "<svg viewBox=\"0 0 264 264\" xmlns=\"http://www.w3.org/2000/svg\"><path fill=\"white\" fill-rule=\"evenodd\" d=\"M165 34H166V32L165 31H163V30H161V31H158L157 32V38L159 39V38H162V37H164L165 36ZM158 39L155 41V44H156V49H158Z\"/></svg>",
	"mask_w": 264,
	"mask_h": 264
}]
</instances>
